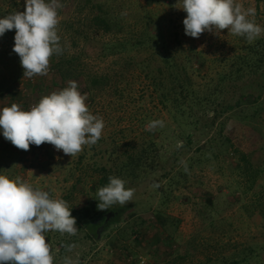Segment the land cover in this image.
I'll list each match as a JSON object with an SVG mask.
<instances>
[{
    "label": "rangeland",
    "instance_id": "rangeland-1",
    "mask_svg": "<svg viewBox=\"0 0 264 264\" xmlns=\"http://www.w3.org/2000/svg\"><path fill=\"white\" fill-rule=\"evenodd\" d=\"M79 2L81 0H63L61 3L58 20L62 17L72 24L70 29L66 26L70 30V36H64L62 47L68 55L80 54L82 49H85L88 56H81L84 74L107 75L111 79L106 86L88 93L85 100L90 113L102 117L105 125L101 138L94 144L96 150L104 151L113 146H123L134 138L140 143L139 135L144 133L145 136H151L152 130L158 132L156 135L158 145L166 146L171 143L167 138L171 127L170 121L151 90L150 79L144 77L136 66L140 57H136L134 53V60L127 54L101 57L96 46L86 45L84 36L94 40L93 44L107 42L111 37L89 28L87 24L91 16H86L89 8L80 9ZM118 2L123 6L124 14L120 16L127 26H140L144 20L143 15L151 16L165 36V41L170 43V50L176 51L175 56L182 58L189 50L194 51L197 59L190 61V67L198 70V73L189 70L188 73L193 77L196 75L199 82L215 77L217 72L228 71L230 62L236 54L243 53L248 44L264 36L262 32L259 37L249 41L245 36L234 35L228 29H221L218 32L206 31L198 38H193L184 33L182 21L187 14L180 8V0H118ZM237 2L245 9L254 8V20L264 28V0ZM17 3L18 6H15ZM0 5L9 14L25 8V0H2ZM114 7L118 11L116 5ZM173 33L177 34V38ZM8 39L11 38L0 36V108L18 102L21 92L27 96L28 106H33L42 97L53 91L57 92L63 86L51 81L49 70L46 75L24 77L22 66L18 63L17 56L13 54ZM28 79L32 81L26 83ZM115 82L118 87L112 85ZM34 83H44L48 90L43 85L41 87L43 89L33 94L31 86ZM243 106L241 110H234L225 117L231 116L226 120L225 133L227 127L234 124L237 132L230 137L234 147L250 157L251 162L261 164L264 168V111L260 112L261 118L259 116L257 122L249 121L250 125H245L246 123L241 120L242 114L250 115L248 108L251 104ZM262 108L264 110L263 105ZM154 120H162L163 127L157 126L151 131L146 130L148 123ZM250 127L255 129L256 133ZM216 131L215 126L212 134ZM31 145V150L18 149L0 135V174L9 178L19 176L34 187L48 191L52 198H63L70 207L81 204L86 198L93 196V186L97 184L99 176L88 166L98 158L97 151L89 149L90 145L82 146V150L71 157L62 150H56L49 143H42V147ZM83 154L85 158L80 163L79 158ZM234 160L235 164L242 163L239 157ZM104 161L105 158L101 163H105ZM217 166L222 169L210 166L204 167L201 171L198 169L199 172L194 171L184 187H174L169 195H166L167 192L164 194L166 187L162 181L157 183L159 187H155L157 180L153 176L144 183L137 184L133 187L135 191L131 201L134 199L141 201L140 206L144 210L126 213L117 226L102 233L96 241L86 239L84 232H80L75 234L76 244L60 252L58 246L60 240L72 239L74 235L62 234L56 230L46 232L45 242L50 245L53 264H65L66 259L75 264H139V257L144 260L143 264H165L163 261L171 253L170 249L164 247L162 242L151 243L152 237L156 234L159 236L161 232L152 216L153 211L158 208L180 221L175 234L176 239L171 244L175 253L167 259V264L177 262L182 264L179 260L175 262V257L182 255L193 264L204 260L205 256H210L213 259L212 263H217L215 260L217 257H228L233 252L243 250L245 254L253 251L250 264H264V227L259 218L252 219L250 213L252 206L255 205L252 193L264 199V173L254 184L251 193L244 197L242 190L247 183L237 175V168L234 167L231 158L228 157L223 164ZM206 197L214 199L213 207L207 206L204 201ZM140 221H144V225L134 223ZM130 228L139 231L141 239L135 240V236L129 232ZM170 230H173V227ZM123 233L126 239L121 238Z\"/></svg>",
    "mask_w": 264,
    "mask_h": 264
},
{
    "label": "trees",
    "instance_id": "trees-1",
    "mask_svg": "<svg viewBox=\"0 0 264 264\" xmlns=\"http://www.w3.org/2000/svg\"><path fill=\"white\" fill-rule=\"evenodd\" d=\"M0 2L2 3V0ZM62 2L63 0H59L60 4ZM135 2L138 4L137 1ZM78 5H81L80 9L89 8L86 16H91L87 24L90 29L111 37L107 42L102 41L97 44H93L94 40L83 37L86 40V45L97 47L99 56L127 54L133 60L134 54L136 57H140L136 66L144 74V77L150 79L151 90L155 93L158 103L170 121L171 127L167 138L171 143L166 144V146L158 145V137L156 136L158 132L152 130L151 136H145L144 133L139 135L140 143L136 142L134 138L123 146H113L104 151H97L94 144L90 145L89 149L97 151L98 160L95 159L88 167L93 168L99 178L97 184L93 186V196L86 198V201L71 209V215L76 219L75 226L78 229L76 234L84 232L86 239L96 241L102 233L113 226H117L126 213L144 210L140 206L141 201H136V199L127 202L125 205L116 203L109 209L100 210L97 207L100 201L96 193L100 187L108 183L109 176H116L125 180L127 182L126 187L130 188L139 183H144L150 176H153L157 180L155 184L162 181L166 187L164 194L167 192L166 195H169L174 187H184L194 171L196 172L198 169L201 171L204 167H218L217 165L223 164L230 157L234 167L237 168V175L243 182L247 183L242 194L244 197L248 196L256 181L264 173V168L261 164L251 162L250 157L234 147L230 137L237 132V129L234 124H230L225 133L226 120H229L231 116L225 117L234 110H241L243 105L251 104L248 108L251 112L250 115L243 113L241 120L246 123L245 125H250L249 121L257 122L256 119L261 118L260 115L264 111L262 108V105L264 106V36L257 38L252 44H248L243 53L236 54L233 61L230 62L228 71L217 72L215 77L199 82L196 80V75L193 77L188 73V70L195 72V74L198 73V70H193L190 67V61L197 59L195 52L189 50L182 58L175 56L176 51L170 50V43L165 41V36L160 32L153 17L143 15L144 20L140 26H127L120 16L124 13H122L123 6L118 0H81ZM15 6H18V3ZM24 10L25 8L14 11L23 12ZM57 12L59 16L61 9H57ZM7 14L0 5V16ZM66 26L70 29L72 24L61 17L58 20L56 30L62 51L49 57L48 70L51 73V81L63 85L58 91L67 87L69 81H75L79 92L88 98V93L106 86L111 79L107 75L91 76L84 74L81 56H88L85 49H82L80 54L68 55L65 52L62 47L63 38L70 36V30ZM79 34L81 35V33ZM14 35L15 29L7 30L3 35L4 38H11L8 39L11 49L14 45ZM173 35L177 38L176 33ZM13 54L17 56L20 64L19 56L15 52ZM43 85L48 90L46 84L34 83L31 86L33 94H36L39 89H43L41 88ZM112 85L118 87L116 82ZM229 91L230 93H228ZM27 101V96L21 92L16 104L27 110L29 107ZM209 112L213 115L209 116ZM215 126L217 131L212 134ZM250 128L256 133L255 129ZM177 141H183V146L177 148ZM29 149H32L31 144ZM236 157H239L242 163L235 164L234 158ZM84 158L83 154L79 158L80 163ZM104 158L106 159L105 163H101ZM185 164L187 171H185ZM217 169L221 170L222 168L218 167ZM239 185L240 182H238V189H240ZM252 198L255 200V205L251 208V218H259L264 227V199L253 193ZM204 201L208 207L214 206L212 197H206ZM108 213L114 216L104 225L105 215ZM152 216L161 232L159 236L156 234L152 237L151 243L162 242L164 247L170 249L171 253L165 260L163 259L164 261L162 260L167 264V259L171 258L172 253H175L171 244L176 239L177 235L175 236V234L180 221L170 217L161 208L153 211ZM99 223H102L104 230L98 237L96 228ZM134 223L144 225L145 222ZM171 227L173 230H170ZM129 232L135 236V240L141 239L142 235L136 229L130 228ZM75 237L74 235L69 240L61 239L58 243L60 252H64L76 244ZM121 238L126 239L125 233L122 234ZM245 253L243 250L242 252H233L228 257H217L215 259L217 263H212L213 259L210 256H205L204 260L197 264H250L249 260L253 251L250 250L247 254ZM175 259V262L179 260L182 264H193L187 261L184 255L176 256Z\"/></svg>",
    "mask_w": 264,
    "mask_h": 264
},
{
    "label": "clouds",
    "instance_id": "clouds-1",
    "mask_svg": "<svg viewBox=\"0 0 264 264\" xmlns=\"http://www.w3.org/2000/svg\"><path fill=\"white\" fill-rule=\"evenodd\" d=\"M180 3L187 14L182 21L187 36L198 38L206 31L228 29L252 41L264 32L254 20L255 9H245L237 0H180ZM61 6L59 0H25L23 12L0 16V36L15 29L12 50L20 58L24 77L46 75L49 57L62 51L56 30L57 9ZM85 100L86 95L78 91L77 83L69 81L67 87L42 97L28 110L16 103L0 108V135L18 149L49 143L56 150L74 156L82 146L95 144L105 127L103 118L91 114ZM163 125L162 120H154L146 130ZM182 146L183 141H177L176 147ZM126 183L109 176L108 183L97 190L100 201L97 207L105 210L113 204L131 201L135 190L126 187ZM71 209L63 198H52L48 191L19 176L9 178L0 174V264H53L45 233L56 230L75 235L78 229ZM65 264L75 262L66 259Z\"/></svg>",
    "mask_w": 264,
    "mask_h": 264
},
{
    "label": "flooded vegetation",
    "instance_id": "flooded-vegetation-1",
    "mask_svg": "<svg viewBox=\"0 0 264 264\" xmlns=\"http://www.w3.org/2000/svg\"><path fill=\"white\" fill-rule=\"evenodd\" d=\"M111 219V218H110ZM109 219V220H110ZM103 223V222H102ZM102 223L100 224H98V226H97V228H96V233L98 234V237L100 236V234L102 233V231L104 230V227H103V225H102Z\"/></svg>",
    "mask_w": 264,
    "mask_h": 264
},
{
    "label": "water",
    "instance_id": "water-1",
    "mask_svg": "<svg viewBox=\"0 0 264 264\" xmlns=\"http://www.w3.org/2000/svg\"><path fill=\"white\" fill-rule=\"evenodd\" d=\"M114 215L113 214H111V213H108L107 215H105V221H104V225H106L107 224V222H108V220L111 218V217H113Z\"/></svg>",
    "mask_w": 264,
    "mask_h": 264
},
{
    "label": "built area",
    "instance_id": "built-area-1",
    "mask_svg": "<svg viewBox=\"0 0 264 264\" xmlns=\"http://www.w3.org/2000/svg\"><path fill=\"white\" fill-rule=\"evenodd\" d=\"M29 81H32V79H28V80L26 81V83L29 82ZM31 106H32V105H31ZM31 106H30V107H31ZM30 107H29V108H30ZM138 259H139V264H143V263H144V260H143L141 257H139Z\"/></svg>",
    "mask_w": 264,
    "mask_h": 264
}]
</instances>
